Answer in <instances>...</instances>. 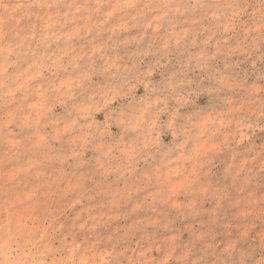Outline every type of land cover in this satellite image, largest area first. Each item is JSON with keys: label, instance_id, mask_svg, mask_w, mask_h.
Masks as SVG:
<instances>
[{"label": "clouds", "instance_id": "9594fccd", "mask_svg": "<svg viewBox=\"0 0 264 264\" xmlns=\"http://www.w3.org/2000/svg\"><path fill=\"white\" fill-rule=\"evenodd\" d=\"M0 264H264V0H0Z\"/></svg>", "mask_w": 264, "mask_h": 264}, {"label": "rangeland", "instance_id": "374dc122", "mask_svg": "<svg viewBox=\"0 0 264 264\" xmlns=\"http://www.w3.org/2000/svg\"><path fill=\"white\" fill-rule=\"evenodd\" d=\"M102 118V117H101Z\"/></svg>", "mask_w": 264, "mask_h": 264}]
</instances>
